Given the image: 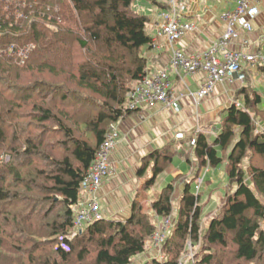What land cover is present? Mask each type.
Here are the masks:
<instances>
[{"label": "trees", "instance_id": "16d2710c", "mask_svg": "<svg viewBox=\"0 0 264 264\" xmlns=\"http://www.w3.org/2000/svg\"><path fill=\"white\" fill-rule=\"evenodd\" d=\"M137 1L0 0V82L8 86H0V155L9 156L0 162V255L10 241L28 264H132L146 252L157 227L137 201L126 220H97L68 239L80 183L111 126L133 112L128 93L148 66L145 51L153 39ZM12 43L34 45L25 64L3 52ZM24 71L32 74L22 86ZM237 94L242 106L226 110L221 131L212 140L200 132L193 144L199 169L227 161L235 185L207 229L194 189L198 173L178 200L170 183L152 202L160 217L170 216L178 202L162 246L165 264H179L188 239L202 247L192 264L264 261V134L254 127V116L264 121V109L250 85ZM176 149L169 144L143 159L140 175L153 162L146 186ZM154 264H160L156 258Z\"/></svg>", "mask_w": 264, "mask_h": 264}, {"label": "crops", "instance_id": "0c3cea01", "mask_svg": "<svg viewBox=\"0 0 264 264\" xmlns=\"http://www.w3.org/2000/svg\"><path fill=\"white\" fill-rule=\"evenodd\" d=\"M188 4L184 21L195 24L196 28L188 32L174 46L182 47L189 53H201L210 43L219 38L225 30V22L222 15L235 6L234 0H184ZM136 9L149 17L148 32L155 42L156 47L147 49L148 65L153 68L166 67L170 73L174 91L184 93L181 98L179 110L166 108L159 103L150 108L145 107L129 113L119 123V144L112 155V173L107 177L99 192V201L105 219L126 220L131 215L132 204L137 201L142 210L155 220L158 216L152 208L154 198L168 184L175 186V198L181 196L183 186L195 174H199L196 184L202 180L201 187L205 183H212L216 168L199 169L193 153V147L189 145L196 131H203L212 140L222 129L221 122L226 115V110L238 101L242 106V97L236 96L239 89L246 85L256 90L261 96L260 108L264 109V94L258 89V84L264 85V71L261 68L250 69L244 82L236 81L218 84L215 91L207 98L197 102L194 95L204 79L203 74L186 75L183 71L175 72L169 66V60L173 45L165 38L156 35V24L159 21V13L168 9L165 0H139ZM260 15L254 21V30L249 37L254 42L251 50L261 51L264 54V0H259ZM184 80V83L182 82ZM240 106V107H241ZM262 121V120H261ZM173 145L176 149L172 158V166L160 173L151 186H146L147 181L153 176V162L143 175L139 174L143 159L153 152ZM180 158V159H179ZM175 162V164H173ZM223 175L227 171V161L221 164ZM225 178V176H224ZM195 184V185H196ZM229 185V183H228ZM219 194V199L213 207L208 206L206 218L213 213L214 216L220 201L227 192ZM198 186V185H197ZM209 191L211 186H204ZM201 195V193H200ZM201 204V202H200ZM203 209V204H201ZM203 217V211H202ZM205 223V222H204ZM154 250L144 252L142 255L151 257ZM140 255V256H142Z\"/></svg>", "mask_w": 264, "mask_h": 264}, {"label": "built area", "instance_id": "2783aa9c", "mask_svg": "<svg viewBox=\"0 0 264 264\" xmlns=\"http://www.w3.org/2000/svg\"><path fill=\"white\" fill-rule=\"evenodd\" d=\"M168 9L159 13V21L156 24V35L165 38L173 45L169 60V66L173 71H183L186 75L203 74L204 79L194 95L197 102L210 96L218 84L236 80L244 82L250 69H264V54L261 51H252L253 41L249 34L254 30V21L260 15L259 0H234L235 6L223 13L225 22L224 33L213 40L203 52L189 53L182 47L174 46L188 32L193 31L194 23L184 21L188 4L184 0H165ZM153 47H156L153 40ZM10 53L16 61L29 55V50L34 48L28 45L22 50L15 44L8 46ZM3 52L5 53L4 49ZM184 83V80L182 79ZM184 93L177 94L171 83L170 73L166 67L153 68L147 66L141 80L128 93V109L136 111L145 107H154L161 103L166 108L179 110L181 98ZM241 106L238 101L232 102ZM123 117L120 119L122 120ZM120 121V120H119ZM199 130L194 133L191 141ZM260 132L264 134V126ZM120 139V131L116 124L108 131L105 141L96 152L95 158L88 168L86 175L80 183L82 198L70 205L74 220L73 228L68 239L75 237L83 228L91 223L104 219L101 211L99 192L105 180L112 173V155L115 152ZM1 162L8 161L9 156L0 155ZM200 184L197 186V192ZM175 220L173 212L164 222L157 223L155 234L148 239V243L157 249L156 256L162 254V246L166 241ZM161 260H163V255ZM181 264V262H179Z\"/></svg>", "mask_w": 264, "mask_h": 264}, {"label": "rangeland", "instance_id": "374dc122", "mask_svg": "<svg viewBox=\"0 0 264 264\" xmlns=\"http://www.w3.org/2000/svg\"><path fill=\"white\" fill-rule=\"evenodd\" d=\"M12 44H15V43H12ZM11 45V44H10ZM16 46L19 47L20 50H22L23 48H25L26 46L28 45H33L32 43H25L23 45H19V44H15ZM34 46V45H33ZM34 49V48H33ZM32 50H29V55H27V57L25 59H23V64L26 63V61L29 59V56L30 54L32 53ZM5 52H8L10 53L9 51V48L8 47H5L4 49ZM18 63H21L20 60L17 61ZM21 65V64H20ZM32 73L30 72H27L24 71L22 73V80L23 78H25V80L21 83L22 86H24L25 84H27V80L30 77ZM0 86H4L3 83L0 82ZM258 89L262 92V94H264V85H260L258 84ZM4 88L7 90L8 89V86H4ZM11 91V90H10ZM238 94L236 93V96ZM124 119V117L122 118V120ZM120 119V121H118L117 123H115L117 125V127L119 128V123L122 121ZM262 116L261 115H257V116H254V127H255V131L256 132H260V129L261 127L264 126V121L262 120ZM200 132H203L202 130L199 131L198 133ZM119 144V143H118ZM189 145H191L193 147V142L190 140L189 142ZM118 146V145H117ZM180 159V158H179ZM258 160V158H257ZM1 162V160H0ZM2 162H6V161H2ZM175 164V162L173 163ZM246 164H247V161H245L244 163V166L246 167ZM172 166V164L170 165ZM221 167H223L222 165L219 166V168L216 169V174L215 172H213L210 176L214 175V180L212 183H205L204 186L207 185H210L211 188L210 190L208 191H205V187L202 186L201 187V198H200V202L201 204H203V217H202V224H201V227H202V230L205 231L207 229V226H208V222H209V219L213 216L211 213L207 218H206V214L208 213V206L210 207H213L216 202L218 201L219 199V194L220 195H223L225 193V187L226 185H228L229 183V179H228V175H227V171H226V174L223 175V172L221 171ZM225 176V178H224ZM205 179L204 177L201 178V180H199V182L196 184V182H194V189L197 190V185H201V182L202 180ZM196 184V185H195ZM235 188V185L232 186L231 184H229L227 186V192H230L232 190H234ZM155 199V198H154ZM223 202V199L220 201V204L218 205V208H217V211L216 213L218 212L221 204ZM178 202L175 201V204H174V210H173V220H176L177 218V210H178ZM102 211V209H101ZM215 213V214H216ZM102 214L104 215V213L102 212ZM105 219V217H104ZM167 219V217H161L160 220H158L157 218H155V220L153 219V221L155 222L156 224V227H157V223L159 224L160 222H164L165 220ZM205 222V223H204ZM262 224V227L264 229V220H262L261 222ZM74 238V237H73ZM11 241L9 242V244L7 245L6 243L1 247V251L4 252V255H0V264H28V255H26L25 253L23 252H19L18 249H16L14 247V245H11ZM10 246V248H9ZM184 249L182 250L181 252V255H180V258H179V262H181V264H192L195 260H198L199 258V254L202 250V247H201V243H194L193 244V241L191 239H188L186 242H185V245H184ZM150 249H153L154 251V255H152L151 257H147V256H138L136 258L133 259L132 261V264H154V259L156 258L160 264H165V260H166V256L162 253L158 256H156V252H157V249H155L151 244H147L146 246V250L147 252H149ZM41 251H39L37 254H39ZM162 255H163V260H161L162 258ZM230 258H228L229 260ZM227 260V261H228ZM263 263L261 264H264V261H262ZM250 264H254V263H250Z\"/></svg>", "mask_w": 264, "mask_h": 264}, {"label": "bare ground", "instance_id": "6f19581e", "mask_svg": "<svg viewBox=\"0 0 264 264\" xmlns=\"http://www.w3.org/2000/svg\"><path fill=\"white\" fill-rule=\"evenodd\" d=\"M11 1V0H10ZM27 9V8H26Z\"/></svg>", "mask_w": 264, "mask_h": 264}]
</instances>
